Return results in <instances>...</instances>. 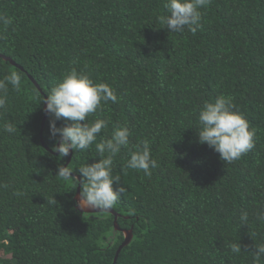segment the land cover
Returning a JSON list of instances; mask_svg holds the SVG:
<instances>
[{
    "label": "trees",
    "instance_id": "16d2710c",
    "mask_svg": "<svg viewBox=\"0 0 264 264\" xmlns=\"http://www.w3.org/2000/svg\"><path fill=\"white\" fill-rule=\"evenodd\" d=\"M165 3L0 0L11 21L0 23V54L17 64L0 57V80L21 75L0 109V264H111L124 239L113 213L76 209L78 179L57 175L68 156L53 151L54 117L42 127V100L73 68L109 84L118 101L87 117L108 126L89 149L72 150L67 168L80 176L100 159L102 139L130 130L112 172L126 191L112 209L132 238L115 264H264L253 255L264 243V0H211L194 34L165 28ZM221 95L255 129L254 148L232 163L197 135L200 109ZM144 140L158 163L150 177L125 166ZM237 242L240 254L229 247Z\"/></svg>",
    "mask_w": 264,
    "mask_h": 264
},
{
    "label": "clouds",
    "instance_id": "9594fccd",
    "mask_svg": "<svg viewBox=\"0 0 264 264\" xmlns=\"http://www.w3.org/2000/svg\"><path fill=\"white\" fill-rule=\"evenodd\" d=\"M210 3L211 0H166L164 7L168 15L161 16L160 22L169 32H182L187 26L194 34L201 26L200 9L207 8ZM0 23L7 26L11 21L0 17ZM9 85L13 89H19L21 75L12 71L0 80V109H4L7 104ZM42 101L46 105L44 111L54 117L49 124L50 134L53 137L57 135L60 137L59 143L52 146L53 151L58 152L63 158L69 155L70 150L89 149L96 141L97 134L107 128L108 124L103 119H97L90 124L87 122V117L102 110L103 104L108 101L116 103L118 97L109 84L94 83L88 74L78 73L73 68ZM62 118L70 121V125L63 128L57 127L56 121ZM198 121L199 142L207 144L226 163L238 160L255 146V129L250 128L249 122L236 110L231 97L221 95L213 102H205L199 111ZM15 130L16 125L12 122L3 125V131L7 133H13ZM129 137L130 130L126 126L114 128L110 138L102 139L96 145L100 159L97 162L82 165L78 169L82 184L78 201L80 207L108 211L119 201L126 189L119 183V177L112 175L114 157L122 147L128 146ZM125 166L142 172L144 176L152 175L151 170L157 168L158 163L151 156L148 140L142 141L137 146V150L131 153ZM57 175L68 179L72 173L67 167L60 166ZM114 183L117 184L115 189ZM0 187H7V185L0 184ZM53 201L56 202L54 198ZM257 216L264 220V211H259ZM239 219L246 225L248 213L241 212ZM229 247L234 254H240L242 251L238 242L230 244ZM255 249L254 260L259 262L264 257V243L255 244Z\"/></svg>",
    "mask_w": 264,
    "mask_h": 264
},
{
    "label": "water",
    "instance_id": "95a60500",
    "mask_svg": "<svg viewBox=\"0 0 264 264\" xmlns=\"http://www.w3.org/2000/svg\"><path fill=\"white\" fill-rule=\"evenodd\" d=\"M0 57H2L4 60L10 61L12 64H14V65L17 66V64H16L11 58H9V57H7V56H5V55H3V54H0ZM29 78L33 81V83H34L37 87H39L38 84H37V82L33 79L32 76L29 75ZM45 98H46V97H45ZM43 107H44V109H45V107H46L45 103H44V106H43ZM47 117H48V113H46V112L44 111V115H43V119H42V127H43V125H44V123H45ZM40 137H41V141H43V140H42V128H41V131H40ZM55 153H57V152H55ZM71 156H72V150H70V153H69V155H68V157H67V159H66V162L64 163V167H67V164L69 163V161H70V159H71ZM71 173H72L71 176H74V177H76V178L78 179V186H77V189H76V192H75V195H74V200H75V207H76V209H77L78 211H80V212H87V213H94V212H111V213H113V214H114V229H115V230L122 231L123 234H124V239H123V241L121 242V244L119 245V247L117 248L116 253H115V255H114V258H113V261H112V263H111V264H115L116 259H117V256H118V253H119V251L121 250V248H122L123 246L127 245V244L130 242V240H131V238H132V231H131V229H122V228H120V227L117 225L116 219H117V216H118V215H117L116 212H114L113 209H109L108 211H99V209L87 208V207H83V208H82V207H80L79 204H78V201L80 200V193H81V190H80V187H81V178H80L79 175H77V174H75V173H73V172H71Z\"/></svg>",
    "mask_w": 264,
    "mask_h": 264
}]
</instances>
